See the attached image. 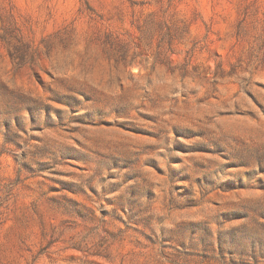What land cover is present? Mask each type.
I'll use <instances>...</instances> for the list:
<instances>
[{"label": "rangeland", "instance_id": "rangeland-1", "mask_svg": "<svg viewBox=\"0 0 264 264\" xmlns=\"http://www.w3.org/2000/svg\"><path fill=\"white\" fill-rule=\"evenodd\" d=\"M0 264H264V0H0Z\"/></svg>", "mask_w": 264, "mask_h": 264}]
</instances>
